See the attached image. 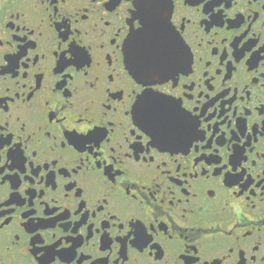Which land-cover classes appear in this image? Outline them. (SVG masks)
<instances>
[{
    "label": "flooded vegetation",
    "instance_id": "flooded-vegetation-1",
    "mask_svg": "<svg viewBox=\"0 0 264 264\" xmlns=\"http://www.w3.org/2000/svg\"><path fill=\"white\" fill-rule=\"evenodd\" d=\"M0 42V264H264V0H0Z\"/></svg>",
    "mask_w": 264,
    "mask_h": 264
},
{
    "label": "water",
    "instance_id": "water-1",
    "mask_svg": "<svg viewBox=\"0 0 264 264\" xmlns=\"http://www.w3.org/2000/svg\"><path fill=\"white\" fill-rule=\"evenodd\" d=\"M166 9V3L160 7L155 3L145 4L140 13L142 26L133 30L128 36V55L129 58L134 59V64L137 65L135 70L138 73L155 74L164 71L162 70L164 68L160 66L166 62L163 55L157 52V49L161 48V42L175 39L170 28L168 15L165 16L164 13ZM130 46L135 50L132 51Z\"/></svg>",
    "mask_w": 264,
    "mask_h": 264
},
{
    "label": "snow or ice",
    "instance_id": "snow-or-ice-1",
    "mask_svg": "<svg viewBox=\"0 0 264 264\" xmlns=\"http://www.w3.org/2000/svg\"><path fill=\"white\" fill-rule=\"evenodd\" d=\"M93 2H94V0H93ZM208 6H209V9H211L212 5L209 4ZM133 19H136V18L132 17L131 20H133ZM105 23H107V22H105ZM141 26H142V24H141ZM65 41H67V38L65 39ZM0 46H2V42H0ZM21 50H20L19 56H17V59H19L20 56L26 55V53L24 51H21ZM65 57H67V59L65 60L64 67H67L68 65L75 64L79 68L82 66V64H84L85 57H84L83 53L80 51L79 48L74 47L72 44H69L68 47L63 51L62 59ZM61 71H63V68ZM145 84H147V83H145ZM80 123L82 125L81 127L76 128L75 123H74L73 126L68 129V133H75V135L71 137V140L73 141L72 143L75 144V143L79 142L80 144H86V143H91L93 141H96L97 147H98L99 141H101L104 138L106 133L103 132L102 130L101 131L93 130L89 126L85 125L82 120L80 121ZM77 133H79V134H77ZM68 141H70L69 137H68ZM4 144H6V143H4ZM4 144L2 146H0V150L3 149ZM89 151H91V149H89ZM197 151H199V149H197ZM223 168H227V165H224ZM221 170H223V169H221ZM0 225H2V223H0ZM132 227L135 228V227H137V225L133 224ZM17 239H18V237H17ZM145 243H147V241H145Z\"/></svg>",
    "mask_w": 264,
    "mask_h": 264
}]
</instances>
